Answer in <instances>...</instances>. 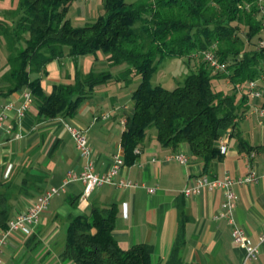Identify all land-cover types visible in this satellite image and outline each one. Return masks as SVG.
I'll return each mask as SVG.
<instances>
[{"label": "trees", "instance_id": "trees-1", "mask_svg": "<svg viewBox=\"0 0 264 264\" xmlns=\"http://www.w3.org/2000/svg\"><path fill=\"white\" fill-rule=\"evenodd\" d=\"M76 1L19 0L11 14L14 28L6 19L0 22L8 51L0 95L27 89L41 118H74L97 87L112 81L131 84L140 77L132 95L134 115L126 119L121 138L125 164L138 160L135 150L155 131L164 147L176 151L187 144L191 156L203 162L204 174L210 176L214 163L223 159L219 141L234 130L246 104L248 94L238 101L237 88L244 91L249 81L264 75V48L259 44L264 19L259 18V0H102L103 14L82 27H76L68 16ZM206 51L227 64L228 73H215L203 60L176 88L153 85L166 59L190 63ZM99 52L108 57L111 67L126 65L127 70L118 77L110 71L77 72L73 84L55 85L51 94L44 91L39 77L34 78L45 74L47 65L56 59ZM223 79L234 89L218 88L216 82ZM239 140L241 149H253ZM22 192L10 181L0 182V232L8 228L12 200ZM116 219V205L71 219L63 261L151 264L152 246L120 247L114 237ZM184 244L181 229L166 264H184L179 254Z\"/></svg>", "mask_w": 264, "mask_h": 264}, {"label": "crops", "instance_id": "crops-1", "mask_svg": "<svg viewBox=\"0 0 264 264\" xmlns=\"http://www.w3.org/2000/svg\"><path fill=\"white\" fill-rule=\"evenodd\" d=\"M18 3L19 0L0 1V22ZM259 18L264 19V15ZM7 59L6 43L0 34V90L5 87L1 77L8 70ZM126 70V65L111 67L108 57L99 52L56 59L47 65L45 74L34 78L39 77L44 91L51 94L55 85L73 84L77 72L87 75L92 71H110L118 77ZM140 80L136 77L131 84L112 81L97 87L74 118H41L35 102L22 119L11 113L0 130V182L10 181L23 192L14 196L10 218L28 211L38 195L50 187H59L69 171L82 169L83 162L65 123L86 132L99 173L107 172L116 156L125 161L121 138L126 119L134 115L132 95ZM158 83L164 87V82L158 79ZM216 83L224 91L234 89L228 80ZM246 90L247 87L244 91L237 88L238 101ZM26 91L0 95V102L18 108L25 101ZM245 99L236 127L219 141V147L224 146L226 153L214 163L210 176L222 177L228 172L233 178L242 179L251 171L260 176L257 182L234 187L235 218L247 233L250 245L259 249L258 259L249 264H264V246L259 244L264 231V95L260 99L249 96ZM9 125L13 127L12 133L7 131ZM238 136L247 148L253 149H241ZM138 150V160L125 164L117 177L130 180L137 187L104 186L85 198L81 183L71 185L66 194L50 202L30 235L18 232L10 235L0 254V264H72L62 259L71 219L88 216L94 208L112 205L117 208L114 237L120 247L129 250L139 244L152 246L151 264L169 261L181 229L185 244L179 254L184 264H241L245 249L234 244L232 226L219 218L225 193L205 190L189 198L182 194L187 186L205 175L203 162L191 156L189 146L182 144L176 151L164 147L154 131ZM176 153L188 156V163L167 160Z\"/></svg>", "mask_w": 264, "mask_h": 264}, {"label": "built area", "instance_id": "built-area-1", "mask_svg": "<svg viewBox=\"0 0 264 264\" xmlns=\"http://www.w3.org/2000/svg\"><path fill=\"white\" fill-rule=\"evenodd\" d=\"M1 1V0H0ZM260 14L264 15L263 0H259ZM261 48H264V42L261 43ZM204 60L207 61L214 71L228 73V65L221 63L212 51L203 52ZM248 96L252 99H260L264 95V75L257 80L249 81L247 84ZM25 101L20 107H14L12 103L3 104L0 102V130L6 126L12 112H15L17 119H22L34 104L33 95L29 90L24 93ZM67 130L72 136L76 148L79 152L80 158L83 162L82 169L78 171H69L59 187H50L43 193L39 194L33 206L26 212L20 213L13 217L6 230L0 232V254L3 252L6 244L10 239V235L14 232L30 235L34 228L40 223L42 214L47 210L50 202L59 196L67 193L69 187L76 183H81L84 186L83 197H88L91 192L97 188L104 186H114L117 188H133L138 184L130 180L120 179L117 177L122 168L125 166V161L121 156H116L111 168L104 173L97 171L96 163L93 158V150L89 143L86 132L79 127L65 123ZM7 131L12 133L13 127L9 125ZM136 154H140L138 149L135 150ZM221 153H226V148L221 147ZM177 160L181 164H187L189 161L188 156L176 153L167 160ZM260 176L251 171L245 178L235 179L228 172L222 177L204 175L198 178L192 185L187 186L182 194L184 197L189 198L198 196L203 191L210 192L223 191L225 193V202L223 204V211L220 213L219 218L226 219L233 229V242L236 246L245 249V258L241 264H249L251 261L258 259L259 249L250 245L247 233L237 223L235 218L237 196L234 187L237 185L250 184L257 182ZM151 193L154 189H149ZM259 244L264 246V231L259 237Z\"/></svg>", "mask_w": 264, "mask_h": 264}, {"label": "rangeland", "instance_id": "rangeland-1", "mask_svg": "<svg viewBox=\"0 0 264 264\" xmlns=\"http://www.w3.org/2000/svg\"><path fill=\"white\" fill-rule=\"evenodd\" d=\"M136 0H127V2H134ZM15 9V8H14ZM13 9V10H14ZM13 10L8 11L5 15V19L10 24V28H14L16 22L15 18L11 15ZM102 0H77L74 2L69 10V18L72 20L76 27H82L87 23L96 20L100 15L103 14ZM261 43L264 42V33L261 34ZM203 53L196 54L190 63H187L184 59H166L160 66L157 74L153 78V85L158 86L159 81L164 82L162 85L172 90L186 78L191 70L198 69L199 65L203 63ZM219 71L215 70V73ZM173 77V78H172ZM176 85V86H175ZM221 89V88H220Z\"/></svg>", "mask_w": 264, "mask_h": 264}]
</instances>
